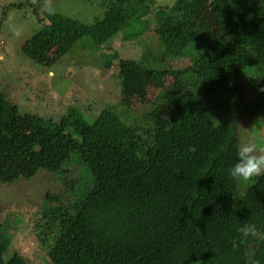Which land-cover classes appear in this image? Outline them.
<instances>
[{"label":"trees","instance_id":"trees-1","mask_svg":"<svg viewBox=\"0 0 264 264\" xmlns=\"http://www.w3.org/2000/svg\"><path fill=\"white\" fill-rule=\"evenodd\" d=\"M150 1L102 0V17L92 25L56 13L45 19L52 32L73 43L88 38L96 49L130 21L137 41L152 22L159 58L179 60L192 49L190 65L166 70L160 59L150 67L119 59V73L133 85L172 81L130 123L109 108L90 122L69 115L48 123L44 137L20 128L18 107L0 92V172L16 173L25 163V176L45 171L63 183L62 192H47L42 202L55 208L57 219L50 264H264V241L236 249L245 215L264 230V175L238 195L218 192L239 138L232 115L217 121L208 108L218 98L237 102L242 91L233 82L250 73L247 82L259 90L256 104L264 113V0H176L154 10ZM204 3L225 18L210 37L190 21ZM225 54L247 60L227 80L221 76ZM9 243L0 234V264H26L18 255L7 257Z\"/></svg>","mask_w":264,"mask_h":264},{"label":"rangeland","instance_id":"rangeland-1","mask_svg":"<svg viewBox=\"0 0 264 264\" xmlns=\"http://www.w3.org/2000/svg\"><path fill=\"white\" fill-rule=\"evenodd\" d=\"M175 1L151 0L149 6L154 10L155 4L171 6ZM101 3L102 0H0V92L18 107V125L23 131L44 137L43 128L48 123L59 124L69 115L74 121L84 118L90 122L101 110L109 108L130 123L148 110L149 104L172 78L159 83L142 80L137 86L133 85L119 73V59L144 62L149 67L160 59L166 70L190 65L196 54L192 49L179 60L159 58V42L152 31V22L137 41L131 39L130 21L131 25H126L109 43L96 49L88 38L73 43V38L52 32L45 19L46 13H56L92 25L102 17ZM224 19L223 12L209 3L200 5L190 17L194 29L205 37L221 31ZM246 61L239 54H225L222 79H229ZM245 75L249 79L252 76ZM245 75L239 74L233 82L242 91L237 102L218 98L208 101V108L217 121L228 113L232 115L239 143L248 140L262 147L264 113L257 108L255 94L259 90L248 84ZM249 103V108L244 109ZM252 112L255 115H251ZM28 116L33 120L31 123ZM26 169L23 163L16 173L0 172L3 179L0 181V234L9 237L7 257L18 255L26 264H50L48 247L57 231V219L52 216L55 208L49 210L42 202L47 192H62L63 183L55 173L45 171H39L33 178L27 177ZM69 170L76 178L75 170ZM254 179L256 177L248 182H236L225 178L218 180L216 187L218 192L232 191L238 195ZM245 223H254L250 215H245L238 225L236 249L253 241L240 231Z\"/></svg>","mask_w":264,"mask_h":264},{"label":"clouds","instance_id":"clouds-1","mask_svg":"<svg viewBox=\"0 0 264 264\" xmlns=\"http://www.w3.org/2000/svg\"><path fill=\"white\" fill-rule=\"evenodd\" d=\"M260 91L264 92V88ZM264 175V146L258 147L256 143L243 140L236 146V158L227 169L229 179L236 182H248L255 177ZM243 236L256 241H264V230L255 223H245L240 229ZM199 264V262H197ZM252 264H260L253 260Z\"/></svg>","mask_w":264,"mask_h":264}]
</instances>
